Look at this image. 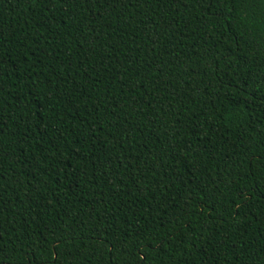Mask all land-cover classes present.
Returning a JSON list of instances; mask_svg holds the SVG:
<instances>
[{"label":"trees","instance_id":"obj_1","mask_svg":"<svg viewBox=\"0 0 264 264\" xmlns=\"http://www.w3.org/2000/svg\"><path fill=\"white\" fill-rule=\"evenodd\" d=\"M0 264H264V0H0Z\"/></svg>","mask_w":264,"mask_h":264}]
</instances>
